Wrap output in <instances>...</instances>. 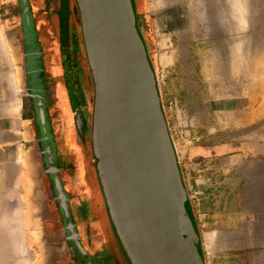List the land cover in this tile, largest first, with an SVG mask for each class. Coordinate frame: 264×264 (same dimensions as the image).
Masks as SVG:
<instances>
[{
  "label": "crops",
  "instance_id": "crops-1",
  "mask_svg": "<svg viewBox=\"0 0 264 264\" xmlns=\"http://www.w3.org/2000/svg\"><path fill=\"white\" fill-rule=\"evenodd\" d=\"M242 5L241 0H143L141 7L150 17L164 99L175 101L174 116L190 139L185 177L199 202L206 264H264V151L235 142L226 129L250 108V101L233 96L235 86L264 76L261 43L251 50L240 39L250 20L249 13L242 16ZM236 78L242 79L239 85ZM1 88V173L20 190L24 221L26 125L19 96L5 100ZM251 109L262 110L259 99Z\"/></svg>",
  "mask_w": 264,
  "mask_h": 264
},
{
  "label": "water",
  "instance_id": "water-1",
  "mask_svg": "<svg viewBox=\"0 0 264 264\" xmlns=\"http://www.w3.org/2000/svg\"><path fill=\"white\" fill-rule=\"evenodd\" d=\"M69 4L92 90L90 125L79 118L76 130L109 247L120 264H206L143 0Z\"/></svg>",
  "mask_w": 264,
  "mask_h": 264
},
{
  "label": "flooded vegetation",
  "instance_id": "flooded-vegetation-1",
  "mask_svg": "<svg viewBox=\"0 0 264 264\" xmlns=\"http://www.w3.org/2000/svg\"><path fill=\"white\" fill-rule=\"evenodd\" d=\"M0 6L26 125L31 264H120L104 237L76 130L79 118L90 125L92 90L69 0H0Z\"/></svg>",
  "mask_w": 264,
  "mask_h": 264
},
{
  "label": "rangeland",
  "instance_id": "rangeland-1",
  "mask_svg": "<svg viewBox=\"0 0 264 264\" xmlns=\"http://www.w3.org/2000/svg\"><path fill=\"white\" fill-rule=\"evenodd\" d=\"M246 1L248 5L245 3L243 5L247 9L246 12L249 13V27L246 28L244 36L240 37V39L244 40L246 45L250 46L251 50L252 45L261 43L263 50L264 31L260 23H258V11L259 9L264 10V0ZM2 11L0 6V87H2L1 94L4 96V99L13 100V97L18 95V90L13 63L5 37L6 20L3 17ZM257 32L259 35H257ZM233 38L234 36H231L229 38L230 41H233ZM259 55L264 58V50L259 51ZM159 79L161 90H163L165 79L163 78V81H161V74L159 75ZM241 80L242 79L238 78L234 79L235 85H239ZM235 88L238 90H236L233 96L242 99L245 103L250 101V108L246 110L244 114L235 115L233 120L229 121L226 125V129L233 134L235 142H241L250 149L264 151V76L244 79V82L241 83V87L235 86ZM1 99L0 97V101ZM256 99L260 100V106L262 107L260 112H254V110L251 109L254 107ZM165 103L170 129L172 130L175 128L176 131L179 130L182 132L181 140L178 138L173 139L175 144L177 143L176 147L185 176L186 164L184 153L188 145L186 142L187 129L184 123L174 116L175 106L174 104L170 105L173 101L165 100ZM223 126L225 125H222V127ZM1 171H3V169L0 167V264H31L32 255L26 243L20 190L14 187L12 182L7 183ZM186 183L189 182L186 180Z\"/></svg>",
  "mask_w": 264,
  "mask_h": 264
},
{
  "label": "trees",
  "instance_id": "trees-1",
  "mask_svg": "<svg viewBox=\"0 0 264 264\" xmlns=\"http://www.w3.org/2000/svg\"><path fill=\"white\" fill-rule=\"evenodd\" d=\"M139 13H141L144 16L143 28H144L145 38H146L147 42L151 43L153 45V47H154L152 56H153V61H154V64H155V67H156V70H157V73H158V76H159L160 75V70H159V67H158V64H157V57H156V51H155V41L150 36V25H151L150 24V17L142 9L139 10ZM162 96H163L164 106L166 107L163 90H162ZM174 99H176V98H174ZM176 100L178 101V99H176ZM172 101L175 102L174 100H172Z\"/></svg>",
  "mask_w": 264,
  "mask_h": 264
},
{
  "label": "built area",
  "instance_id": "built-area-1",
  "mask_svg": "<svg viewBox=\"0 0 264 264\" xmlns=\"http://www.w3.org/2000/svg\"><path fill=\"white\" fill-rule=\"evenodd\" d=\"M161 81H163V76L161 75ZM175 102H173V103H171L170 105H172V104H174ZM171 133H172V136H173V138H175V139H182V132L181 131H176V129L175 128H173L172 130H171ZM189 137H188V135H187V141H189L190 139H188ZM186 141V142H187ZM185 142V141H184ZM177 144V143H176ZM177 146V145H176ZM183 147V146H182ZM187 189H188V193H189V197H190V200H191V202H192V204H193V207H194V210H195V213H197V210H198V207H199V202H198V199H197V195H196V193L193 191V188H192V186H191V184L190 183H187Z\"/></svg>",
  "mask_w": 264,
  "mask_h": 264
},
{
  "label": "bare ground",
  "instance_id": "bare-ground-1",
  "mask_svg": "<svg viewBox=\"0 0 264 264\" xmlns=\"http://www.w3.org/2000/svg\"><path fill=\"white\" fill-rule=\"evenodd\" d=\"M241 2H242V4H247L248 2L246 1V0H241ZM248 5V4H247ZM241 8H242V16H244L245 15V13H247L246 12V7H244V5H242L241 6ZM258 23H260V26H261V28L263 29V31H264V10L263 9H259V11H258ZM263 37H264V34H263ZM258 38V37H257ZM263 39V38H262ZM258 40V39H257ZM264 50V49H263Z\"/></svg>",
  "mask_w": 264,
  "mask_h": 264
}]
</instances>
